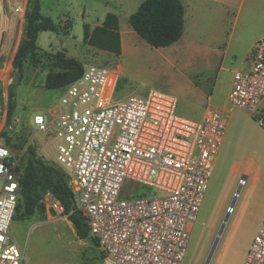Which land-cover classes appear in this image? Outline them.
Here are the masks:
<instances>
[{"label":"built area","instance_id":"1","mask_svg":"<svg viewBox=\"0 0 264 264\" xmlns=\"http://www.w3.org/2000/svg\"><path fill=\"white\" fill-rule=\"evenodd\" d=\"M15 13L21 9L14 6ZM247 68L233 71L223 105L201 119L177 113V97L157 89L114 99L120 67L84 63L61 88L56 108L35 114L33 138L42 159L68 177L90 237L105 264H182L226 133L229 115L244 111L264 129V35L248 49ZM15 118L0 104V264H21L10 226L26 147L14 151L5 133ZM46 144V147L44 145ZM54 151V154L51 153ZM127 181L142 190L122 194ZM246 175L239 178V189ZM124 193V192H123ZM58 212L61 202L49 191ZM242 264H264V212Z\"/></svg>","mask_w":264,"mask_h":264},{"label":"rangeland","instance_id":"2","mask_svg":"<svg viewBox=\"0 0 264 264\" xmlns=\"http://www.w3.org/2000/svg\"><path fill=\"white\" fill-rule=\"evenodd\" d=\"M70 1L73 0H40L43 16L57 22L59 16L66 14L74 22L67 36L48 31L40 34L38 44L45 51L38 52L41 61L37 66L26 59L21 71H17L13 63L1 67V71L7 72L9 77L6 99L0 82V104L9 99L15 104V121H11L12 128L5 133L14 151L30 145L41 155L42 148L36 138L45 139V134L36 132L33 138L32 118L35 114L52 109L62 91L61 88L49 89L44 86L52 62L53 52L49 51L63 43L69 50L86 53L91 46L83 42L84 24L89 22L92 27L101 24L107 12L118 16L120 31L124 38L127 36L124 52L115 55L91 48L95 51L89 57L78 58L82 64H106L113 67L115 62L118 63L121 74L114 89V99L138 89H157L177 97L178 114L196 119L199 105L205 102L197 87L204 88L206 95L213 94V101L217 98L225 99L233 71L246 63L245 56L251 47L252 37L264 30V0H245L240 18L235 24L233 16L236 10L231 11L227 34L232 27L235 28L226 48L209 49L207 46L205 36L209 32V16H203L201 24L193 27L189 15L182 40L173 45L151 47L134 32L137 41L131 47V35H127L129 31L126 30H133L129 16L143 0H108L110 9L107 11L104 4L98 1L77 0L69 6ZM80 4L87 9L83 23L76 19L75 11ZM21 24L25 27L26 19ZM49 35L54 38L50 39ZM57 49L60 50V47ZM214 83L216 90L212 93L209 89ZM51 153L54 154V151L51 150ZM44 160L56 164L50 158ZM244 174L246 182L239 189L238 181ZM133 189L142 190V186L127 181L122 194ZM238 189V196L208 264H242L264 211V129L244 111L236 109L229 115L223 144L182 264L205 263ZM65 215L64 211L58 212L55 209L51 200H41L36 211L28 217L25 216L23 205L19 206L11 234L22 249V264H102L100 251L95 245L92 246L88 238L83 240L77 236L74 226Z\"/></svg>","mask_w":264,"mask_h":264},{"label":"trees","instance_id":"3","mask_svg":"<svg viewBox=\"0 0 264 264\" xmlns=\"http://www.w3.org/2000/svg\"><path fill=\"white\" fill-rule=\"evenodd\" d=\"M24 37L13 59L17 71L28 59L34 66L40 63V47L37 36L43 30H56L57 24L41 13L40 0H29L25 13ZM129 24L151 47H166L177 42L185 28V8L181 0H143L130 14ZM85 44L115 55L122 52L119 18L113 12L106 13L101 24L83 26ZM51 67L45 77L44 86L49 89L63 88L77 79L83 70L81 61L66 55L65 50L52 53ZM55 68V69H54ZM9 116L14 112L15 104L9 99ZM20 147L23 144H18ZM17 145V146H18ZM19 196L16 211L22 204L25 216L32 215L39 206L45 192H51L62 204L64 212L72 222L79 238L87 237V226L82 215L76 210L75 195L68 185L66 173L56 164L42 159L34 146L27 145L21 163ZM16 216V212H15Z\"/></svg>","mask_w":264,"mask_h":264},{"label":"crops","instance_id":"4","mask_svg":"<svg viewBox=\"0 0 264 264\" xmlns=\"http://www.w3.org/2000/svg\"><path fill=\"white\" fill-rule=\"evenodd\" d=\"M28 1L29 0H0V82L3 86V94L5 97L4 99H6V95H7V91H8L7 78L9 77V74L5 71H1V67L6 66V64H8V63H10L9 65H12L15 53L18 49V46L21 42L22 37H24L23 36V30H24L23 27L24 26H22L21 22H22V20L25 19V13L27 10ZM76 1L77 0L70 1L69 6H71L73 3H76ZM94 1H98L99 3H103L106 11L110 9L108 0H94ZM181 1L184 5V8H185V29H187V27H186L187 26V20H186L187 15H189V17L191 19L190 24L193 27L196 26L198 23L201 24L200 20L202 19L203 16H205V17L209 16V32L205 36V38L208 41L207 46L209 47V49H211V48H222V47L226 48L229 44L228 39H230L232 37L233 31L235 28V27H232L230 32L227 34V24H228V21H229L230 16H231V11L236 10V15L234 14L235 16H233V20H234V24H235L236 21H238V19L240 18V14L242 12V6H243V3L245 0H181ZM14 6L21 9V13H15L13 11ZM187 9H188V11H187ZM75 12L77 15L76 16L77 21L79 23H83L85 21V18H83V17L87 13L86 7L83 4H80V7L77 6V10ZM212 17H214V21L212 20ZM244 18H246V17H244ZM73 22H74V20L73 21L70 20L68 15L62 14L61 16L58 17V21L55 22V24H57V26H58L56 30H43V31L39 32V34L37 36V41H36L37 45L39 46L38 40H39V38L41 36L40 34L42 32H46V31L53 32L56 35L61 33L63 36L69 35L71 32ZM87 23L92 28V25L89 22H87ZM119 25H120V23H119ZM126 30L129 31L127 35H129V34L131 35V39H129V41H130V45L132 47V45L134 46V42L137 41L136 37L134 35V31L131 29H126ZM120 33H121V43H122V53H123L124 52V50H123L124 45L126 42H128V39H127V36L124 38L121 31H120ZM184 33H185V31H184ZM184 33L179 40H182ZM48 34H50V33H48ZM261 35H264V30H262V32H260V34H256L255 36L252 37L250 46H252L254 44V42L256 41V39L259 38ZM52 36L53 35H49L50 39L54 38ZM186 40H188V38H186ZM190 40L193 41V39H190ZM39 47H40V51H45L41 48V46H39ZM58 47H60V50L61 49L65 50V53L67 56L73 57L77 60H79L78 58L81 56L84 58L89 57L90 53L95 51V50L91 49L94 47L88 48L86 53L77 51L75 49L69 50L67 48V46H65V44H63V43L60 44L59 46H57V48ZM64 47H66V48H64ZM74 47H76V46H74ZM57 48L52 49L49 52L54 53L58 50ZM8 57H9V60H8ZM247 67H248L247 63L242 64V68H247ZM197 88L199 90V92H198L199 95L205 99V102L202 105H199V107H198V112L196 115L197 119L203 118L205 116V114L207 113L208 109L210 108V106H212V105H223L226 101V95H227L228 91L226 92L225 99L222 98V99L218 100V98H217L215 101H213L212 100L213 94L209 93L208 95H206L204 88H201V87L200 88L197 87ZM229 88H230V85H229L227 90H229ZM215 90H216V84L214 83L211 87V90L209 89V91H211L213 93ZM127 94H125V95H127ZM56 105H57V103L53 106L52 109L56 108ZM52 109H50V110H52ZM66 216L68 217L67 214L64 217H66ZM14 220H15V216H14V219H13L11 226H10V233H12V230L14 227ZM257 226H258V224H257ZM257 226H256V228H257ZM11 236H12V234H11ZM87 238L92 243V246L95 245L96 248L100 251L95 240H93L90 237L88 230H87V237L84 239H87ZM12 239H13V236H12ZM20 249H21V247H20ZM100 253H101V251H100ZM101 259H102V264H105L104 260L102 258V253H101ZM21 264H22V262H21Z\"/></svg>","mask_w":264,"mask_h":264},{"label":"water","instance_id":"5","mask_svg":"<svg viewBox=\"0 0 264 264\" xmlns=\"http://www.w3.org/2000/svg\"><path fill=\"white\" fill-rule=\"evenodd\" d=\"M238 192H239V189H238V190L235 192V194H234V198H233L232 202H231L230 205H229L230 208L233 207L234 202H235V199H236V197L238 196ZM229 214H230V211L227 210V213L225 214V216H224V218H223V220H222V223H221V225H220V228H219V230H218V232H217V235H216V237H215V239H214L213 245H212V247H211V249H210V252H209V254H208V256H207L206 261H205L204 264H208V263H209V260H210V258H211V256H212V253H213L214 249H215V246L217 245V242H218V240H219V237L221 236V233H222V231H223V228H224V226H225V224H226V222H227V219H228V217H229Z\"/></svg>","mask_w":264,"mask_h":264},{"label":"bare ground","instance_id":"6","mask_svg":"<svg viewBox=\"0 0 264 264\" xmlns=\"http://www.w3.org/2000/svg\"><path fill=\"white\" fill-rule=\"evenodd\" d=\"M236 168H237V165H235V169H236ZM232 208H233V207H232ZM232 208L228 207L227 210L231 212V211H232Z\"/></svg>","mask_w":264,"mask_h":264},{"label":"snow or ice","instance_id":"7","mask_svg":"<svg viewBox=\"0 0 264 264\" xmlns=\"http://www.w3.org/2000/svg\"><path fill=\"white\" fill-rule=\"evenodd\" d=\"M4 239V237L3 236H0V240H3Z\"/></svg>","mask_w":264,"mask_h":264}]
</instances>
